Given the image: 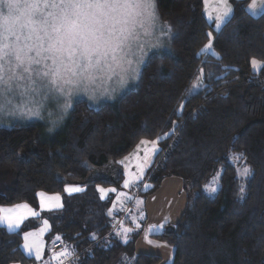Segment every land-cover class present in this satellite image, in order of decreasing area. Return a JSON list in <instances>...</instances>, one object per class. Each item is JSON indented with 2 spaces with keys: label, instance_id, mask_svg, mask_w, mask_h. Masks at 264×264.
Wrapping results in <instances>:
<instances>
[{
  "label": "trees",
  "instance_id": "16d2710c",
  "mask_svg": "<svg viewBox=\"0 0 264 264\" xmlns=\"http://www.w3.org/2000/svg\"><path fill=\"white\" fill-rule=\"evenodd\" d=\"M248 2L234 0L217 33L202 0H156L160 22L172 29L171 51L150 53L133 88L91 108L76 101L51 132L38 121L0 125V207L35 205L38 191L62 193L78 182L83 190L63 195V208L51 212L55 242L68 250L64 262L158 264L159 256L135 252L139 232L121 241L111 230L109 201L95 185L117 183L112 162L170 131L142 194L167 176L183 180L182 213L152 235L173 247L171 264H264V68L251 69L253 57L264 61V10L250 15ZM208 32L220 58L201 52ZM246 166L252 175L238 176ZM215 173L218 191L210 195L204 187ZM21 232L0 226V264H38L21 250Z\"/></svg>",
  "mask_w": 264,
  "mask_h": 264
},
{
  "label": "snow or ice",
  "instance_id": "6c2138e0",
  "mask_svg": "<svg viewBox=\"0 0 264 264\" xmlns=\"http://www.w3.org/2000/svg\"><path fill=\"white\" fill-rule=\"evenodd\" d=\"M222 3L225 9L215 17L217 33L233 12L227 0H222ZM257 7L264 9V0H259V4L257 0H252L248 11L255 15ZM159 20L156 0H0V98L6 95L18 98L12 115L19 112L43 118L42 101L54 97L61 120L74 107V98L84 97L90 108L103 100H114L118 91L126 87L130 80L139 78L142 66L151 59L152 49L168 47L171 51L172 29L167 24H159ZM146 29H151V32ZM142 35H152L155 40L145 46L140 43ZM207 35L209 42L201 52H211L220 58L212 47V32ZM165 39L168 44L164 43ZM261 63L254 57L251 60L254 70ZM101 77L108 82L117 78L119 87L97 88L96 82ZM41 92L44 95L38 101L36 97ZM3 112V104H0V114ZM51 123L55 127L57 121ZM164 135L168 136V133ZM160 139L140 141L146 149L143 164L138 166V175L124 181V187L142 180L144 166L152 162L149 153L154 155L159 151L157 145ZM252 173L251 167L246 166L239 170L238 176L247 178ZM82 190L78 185L65 186L69 194ZM98 190L101 193L116 192V189L105 190L99 186ZM206 191L211 194L218 189L206 186ZM245 194V187L241 185L240 199L243 200ZM37 195L42 210L63 208L59 194L48 196L39 192ZM121 195L127 198L126 193ZM16 209H24L26 213ZM37 215L36 210L26 203L12 208L0 207V225H6L11 232L21 229L28 217ZM168 223L166 217L159 229ZM48 227L45 220L40 232L47 231ZM159 229L153 226L151 230ZM23 239L21 247L27 255H34L36 260H40L43 245L37 234L23 232ZM148 242L152 243L151 240ZM67 255L68 250L65 249L52 258L59 260Z\"/></svg>",
  "mask_w": 264,
  "mask_h": 264
},
{
  "label": "rangeland",
  "instance_id": "374dc122",
  "mask_svg": "<svg viewBox=\"0 0 264 264\" xmlns=\"http://www.w3.org/2000/svg\"><path fill=\"white\" fill-rule=\"evenodd\" d=\"M233 1L234 0H227L228 6L231 7L232 9H233ZM251 3H252V0H249V2L246 5V10L250 15H253L251 12L248 11V5ZM257 3L259 4V0H257ZM224 9H225V5L222 3V0H202L203 13L205 17L207 18V20L211 22L214 29H215V17L218 14V12H222L224 11ZM263 10L264 9L257 7L255 10V15L253 16L260 14ZM159 24H163V23H161L159 20ZM146 31L151 32V29H146ZM156 34L157 35L159 34L158 30ZM154 40H155V37L152 35H146V36L142 35L140 39V43L147 46L153 43ZM208 42H209V39L203 45V47L206 44H208ZM164 43L168 44L167 39L164 40ZM166 49H167L166 47L161 48V49H152V52L157 51V50H166ZM261 62L262 63L259 64L255 70L251 64L252 71H257L261 68H264V61H261ZM136 81L137 79L130 80L126 87L118 91L116 98L122 95L123 93H125L126 91L130 90L131 88H133L136 84ZM95 86L97 88H102L106 86L117 87V88L119 87L117 78L115 77L111 80V82H108L106 81L104 77H101L100 79L97 80ZM43 95L44 93L41 92V95L37 96L36 99L40 101ZM78 100L85 101L84 97L81 96L80 98H74V103ZM108 101L109 100H103L94 106H98ZM17 103H18V98H14L13 96H10V95H6L0 98V104H3V107H4L3 114H0V125L1 126H8V125L15 124V123L25 124V123H29L33 121H38L42 124L43 130L51 132L54 129H56L58 126H60V124H62L64 118L67 115V114L64 115L62 120L59 119L60 113L57 109V101L54 97L48 100L42 101L43 108L41 111V116L43 118H40L38 116L21 115L19 112H16L15 115H12L11 112L13 111V108ZM180 109H181V105H179L178 111H180ZM50 113L51 115H49ZM52 121H57V124L55 127H53L51 123ZM165 133L169 134L170 131L169 132L167 131ZM165 133L161 134L158 137H161V139L165 138L166 137L164 135ZM156 138L147 139V140L151 141V140H155ZM140 141L135 145V147L128 154L117 159L115 162L111 163L115 171V177L116 178L119 177L118 182L111 183L109 185L96 184L95 188L101 199H108L109 201V208L107 210V213L111 217V222H110L111 230L116 229L117 233L119 234V232H122L123 230L121 226L119 228L120 222L122 221L121 223H123L125 226V231H123L122 234L119 235L120 237L118 238L121 241H126V239L128 240L127 238L128 233L134 232V231L139 232V235L137 239L135 240V244H134L135 252L136 253H145V252L152 253L160 257L161 261L158 264H168V261L173 256V247H171L166 242L154 239L152 237V235L158 234V232L155 234H151L150 236H148V234L146 233L147 231L154 232L151 230L153 226H157L158 223L164 222L166 217L168 218L169 221H172L174 223V221L178 219V216H179L178 214H180V212L185 206L187 194L184 189L183 180L175 176L165 177L162 183L160 184L159 188L156 191H154L152 194L148 196H145L144 194H142L146 192L151 186L150 183L146 181V177L150 170L151 164L154 160V156L156 155V153L154 155L152 153H149V155L151 156L152 162L151 164L144 166V174H143L142 180L138 181L136 184H133L130 187H124V181L126 179L134 178V175H138L140 171L138 166L143 164V157H144L146 149H145V146L140 145ZM138 145L140 146L138 147ZM148 147L150 148L151 145H148ZM157 147L159 148V143ZM66 185H74V186L78 185V186H81L82 188V185L80 183L70 182L64 185V189L62 193H57V192L49 193V192H44V191H38L37 194L39 192H44L48 196L59 194L62 197V202H63L64 200L63 195H70L68 192L65 191ZM98 186L99 188H103L105 190L116 189V192L106 191L105 193H101L98 190ZM145 186H148V187H145ZM206 186L218 187V173H215L209 179V181L204 187L205 192L207 194H210L208 191H206ZM121 193H126L127 198L122 196ZM212 194L214 193H211L210 195ZM36 198H37V203L35 205H31L26 202H20V203L2 206L4 208H12L16 205L26 203L30 205L31 208L36 210V212L38 213L36 217H28L25 220L24 224L21 226V229L14 230V231L22 230L21 232L22 240L20 243V248L23 251V253L27 255V253L21 247L24 243L23 232L36 233L40 242L43 245L42 258L40 260L35 259L36 262L39 264L43 262L45 258L44 264H66L67 262H64L63 258L59 260L52 258L55 253H58V252H61L67 249L64 244L62 248L60 249V251L58 250L57 252L51 255H48V253L46 252V249H48L53 244V242L57 240L56 239L57 237H59L60 239V236L58 232H55L52 230V221H53V215H51L52 211L42 210L40 207V197L37 195ZM119 209L121 210V214L119 215L121 218L114 223V220H115L114 217L116 215L114 214V212L115 211L117 212ZM16 211L26 213V210L24 209H16ZM45 220L48 221L49 227L47 231H44L43 233H41L40 229L44 227ZM127 222H130V224L128 225ZM0 226H3L7 230L6 225H0ZM126 229H131V231H126ZM150 237L151 239H153L151 240L152 243L150 245H147L146 239H150ZM50 256L52 260L48 259V257ZM30 257L35 258L34 255ZM11 264H19V263L12 262Z\"/></svg>",
  "mask_w": 264,
  "mask_h": 264
},
{
  "label": "crops",
  "instance_id": "0c3cea01",
  "mask_svg": "<svg viewBox=\"0 0 264 264\" xmlns=\"http://www.w3.org/2000/svg\"><path fill=\"white\" fill-rule=\"evenodd\" d=\"M163 181V180H162ZM162 183V182H161ZM182 211H183V209H182ZM182 211L180 212V214L182 213ZM118 212V211H117ZM116 211L114 212V214H116L117 213ZM180 214H178L179 216H180ZM177 215V216H178ZM179 216H178V218H179ZM178 219H176V221H177ZM176 221H174V222H176ZM171 223H173L172 221H169V223L168 224H171ZM162 224H164V222H160V223H158L157 224V228H159V226L160 225H162ZM123 229V228H122ZM123 231H125V228L122 230V232ZM161 231V229H159V231H154V232H148L147 231V233L146 234H148V236H150L151 234H155V233H159ZM122 232H119V234H117L118 236L119 235H121L122 234ZM143 236V235H142ZM120 237V236H119ZM127 238H128V235H127ZM149 240H153V239H151V237H150V239H146V243H147V245H150V243L148 242ZM146 253V252H145ZM148 254H152V253H148ZM173 257V256H172ZM172 257H171V259L168 261V264H169V262H171V260H172Z\"/></svg>",
  "mask_w": 264,
  "mask_h": 264
},
{
  "label": "built area",
  "instance_id": "2783aa9c",
  "mask_svg": "<svg viewBox=\"0 0 264 264\" xmlns=\"http://www.w3.org/2000/svg\"><path fill=\"white\" fill-rule=\"evenodd\" d=\"M62 248V245H61V242H54L48 249H47V253L48 255H51L55 252H57L58 250L60 251V249ZM49 260H52L51 259V256L48 257Z\"/></svg>",
  "mask_w": 264,
  "mask_h": 264
},
{
  "label": "flooded vegetation",
  "instance_id": "af4514ba",
  "mask_svg": "<svg viewBox=\"0 0 264 264\" xmlns=\"http://www.w3.org/2000/svg\"><path fill=\"white\" fill-rule=\"evenodd\" d=\"M108 172V171H107Z\"/></svg>",
  "mask_w": 264,
  "mask_h": 264
}]
</instances>
